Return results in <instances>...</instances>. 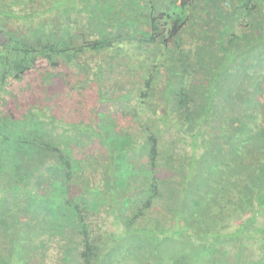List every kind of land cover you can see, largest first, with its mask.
Instances as JSON below:
<instances>
[{"label":"trees","instance_id":"1","mask_svg":"<svg viewBox=\"0 0 264 264\" xmlns=\"http://www.w3.org/2000/svg\"><path fill=\"white\" fill-rule=\"evenodd\" d=\"M93 1L0 0V264H47L53 248L62 264L121 251L138 264H264V0H125L133 12L116 16ZM89 51L104 55L95 72ZM73 63L98 84L90 122L24 108L33 72L46 70L48 96L53 70ZM118 66L139 82L112 118L99 111ZM112 131L132 135L124 150Z\"/></svg>","mask_w":264,"mask_h":264},{"label":"rangeland","instance_id":"2","mask_svg":"<svg viewBox=\"0 0 264 264\" xmlns=\"http://www.w3.org/2000/svg\"><path fill=\"white\" fill-rule=\"evenodd\" d=\"M234 2V0H229V3ZM100 0H94L91 4V8L94 12H103L105 15L109 16L114 14L116 16V12L128 14L133 12L132 7L129 8L128 4L125 0H118V4L113 2L112 4H103ZM104 8V9H103ZM138 15V14H137ZM75 16H78L75 14ZM113 17V16H111ZM129 47V46H128ZM132 48H127V52L130 54L132 53ZM84 61L82 63H88L91 67L92 71L95 72L97 69L98 64L102 61L104 55H99L95 51H89L84 53ZM108 58V55L106 59ZM127 60V56H122V59ZM120 60V59H119ZM118 60V61H119ZM128 61V60H127ZM126 61V62H127ZM117 62V61H115ZM78 63V61H77ZM77 63H73L71 65H62L58 69L53 70L54 74H56L57 79L56 83H54L50 89L48 90V96L46 92L43 91L41 85L45 82L44 81V74L46 73L45 69H42L39 72H33L23 83V86L27 90L26 96L22 101L24 104V108L29 106L33 107H42L46 110L47 114H53L61 120L71 121V122H82V121H91V116L96 108L99 105L100 96L98 94V84L96 82L89 83L88 85L85 84L83 81V75H81L80 71L77 66ZM120 63V62H119ZM44 65H42L43 67ZM259 75H264V68L261 67ZM138 73L143 72V70H138ZM107 75V82L105 91H108L110 98H117L120 94L124 92V87L128 88L130 83L139 82V77L132 75L127 68L123 66H118L116 69L113 70V75ZM94 77V76H93ZM92 78V74L89 76V79ZM77 85L78 87L72 90V87ZM239 86H244V82H238ZM64 88V89H63ZM65 90V91H64ZM246 94V93H245ZM51 97V98H50ZM134 97L137 98L138 94L135 93ZM12 106H15V102L12 103ZM119 103L115 101V99L110 100L104 104H101L100 111L104 114L111 115L112 118L122 117L120 114L121 112L118 109ZM24 108L17 112V116L21 117L24 113ZM133 128V135L136 134V127ZM118 130V129H117ZM115 132H111L110 142H115L119 150H124L126 145L129 144V141L132 139V135L130 138L127 139H115ZM88 151H94L98 155H101L102 147L98 141H95L92 145L89 144L86 147ZM121 165L125 164L126 160H121ZM125 177L126 175L123 174ZM94 210H96V217L99 221H101V226L103 227V232H115L116 227L113 224V217L106 215L104 212L105 207L97 206ZM93 210V211H94ZM141 223L144 220H140ZM140 223V224H141ZM233 254V252H232ZM121 251L118 253L116 260H113L111 264H138L130 257ZM47 264H62V253L58 248H53L49 252V257L46 259Z\"/></svg>","mask_w":264,"mask_h":264}]
</instances>
